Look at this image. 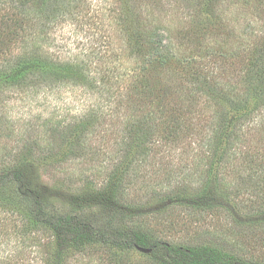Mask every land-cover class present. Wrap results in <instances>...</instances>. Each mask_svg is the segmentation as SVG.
I'll list each match as a JSON object with an SVG mask.
<instances>
[{"label": "trees", "instance_id": "trees-1", "mask_svg": "<svg viewBox=\"0 0 264 264\" xmlns=\"http://www.w3.org/2000/svg\"><path fill=\"white\" fill-rule=\"evenodd\" d=\"M61 1L66 12L70 6H65L66 0ZM130 1L125 2L129 5ZM204 1L207 11L213 13V0ZM81 5L79 2L77 11ZM126 13L122 16L120 12L117 19L125 51L133 59L132 68L124 71L121 58L107 52L98 55L96 66L78 59L56 60L53 66L52 59L40 56L35 49L33 55L1 76L6 80L4 86L15 82L22 85L42 68L46 87H78L94 99V103L83 102L79 115L73 116L75 121H58L54 133L60 144L55 146L50 141L45 147V160L54 167L89 152L95 158L94 152L98 151L90 145L94 133L106 119L124 116L126 135L117 143L119 158L105 171L106 180L98 183L84 179L85 188L72 198L71 210L54 212L48 207V195L37 187L27 157L18 165L0 170V189L4 184L14 185L19 203L28 206L26 221L51 233L53 248L47 264H68L78 255L99 250L123 260L122 256L138 247L153 250L148 254L150 264H264L219 244L177 246L163 242L146 228L152 218L161 219L156 214L177 206L198 212L226 211L239 226L255 229L258 225L264 229V159L245 152L243 173L235 170L241 185L249 183L244 186L255 191L249 193L254 195L249 205L252 215H242L248 208L240 200L242 191H233L238 187L228 185L223 174L231 153L246 149L247 130L264 128V34L252 49L250 46L247 56L237 54L234 60L222 50L202 56L181 55L171 42H166L162 29L146 23L136 7ZM209 57L239 71L233 79L222 77L216 73L217 67L211 66L217 62ZM170 88L177 98L169 92ZM92 89L96 91L91 93ZM94 94H98L97 99ZM208 108H213L214 114L206 118ZM198 119L200 122L195 124ZM51 120L52 117L45 123ZM188 138L199 139L205 152H209L202 181L154 191L155 196L146 201L130 199L129 191L139 179L140 166L148 162L150 152L177 147ZM253 180L260 181L258 189L252 186Z\"/></svg>", "mask_w": 264, "mask_h": 264}, {"label": "rangeland", "instance_id": "rangeland-1", "mask_svg": "<svg viewBox=\"0 0 264 264\" xmlns=\"http://www.w3.org/2000/svg\"><path fill=\"white\" fill-rule=\"evenodd\" d=\"M66 1L65 6L70 7L64 12L61 0H0V170L18 165L28 157L37 187L48 195V207L54 212L71 210L72 198L85 188L84 179L98 183L106 180L105 171L119 158L117 143L126 135V118H108L94 133L90 145L98 151L94 152L95 158L89 152L82 158L51 166L45 160V147L50 141L55 146L60 144L54 133L58 121H75L73 116L79 115L83 102L94 103V99L78 87H46L42 68L22 85L15 82L4 86L6 80L2 75L33 55L35 49L40 56L52 59L53 66L62 59L84 60L96 66L98 55L107 52L121 58L124 71L132 68L133 59L125 51L117 18L120 12L125 16L133 7L146 23L160 27L166 42H171L181 55L202 56L222 50L234 60L237 54L247 56L250 46L252 49L264 34V0H213V13L207 11L204 0H131L129 5L127 0ZM79 2L82 5L78 15ZM209 58L217 62L211 66L217 67L216 73L222 77L233 79L239 71L224 66L218 58ZM169 92L177 98L173 89ZM94 97L97 99L98 94ZM213 110L205 109L206 118L214 114ZM50 117L52 120L46 124ZM198 122L199 119L195 124ZM245 138L246 149L242 153L232 152L223 168L227 184L238 187L231 189L242 191L240 200L248 206L243 216L254 214L249 207L254 195L249 193L255 191L244 186L249 183L241 185V164L245 152L264 159V128L247 130ZM206 150L199 139L188 138L177 147L150 152L148 162L140 166L139 179L130 189L129 198L146 201L155 196L154 191L166 190L171 185H197L207 169ZM236 169L240 175L236 176ZM259 184L260 181L253 180L252 186L258 189ZM14 191L12 184H4L0 189V264H47L53 248L52 235L26 221L28 206L19 203ZM155 216L161 219L152 218L146 228L160 241L177 246L219 244L264 262V229L258 225L255 229L239 226L226 211L198 212L174 206ZM122 258L99 250L78 255L68 264H150L151 259L138 250Z\"/></svg>", "mask_w": 264, "mask_h": 264}, {"label": "water", "instance_id": "water-1", "mask_svg": "<svg viewBox=\"0 0 264 264\" xmlns=\"http://www.w3.org/2000/svg\"><path fill=\"white\" fill-rule=\"evenodd\" d=\"M137 249H138V251L145 253V254H150L153 251L152 249H145V248H141V247H138Z\"/></svg>", "mask_w": 264, "mask_h": 264}]
</instances>
